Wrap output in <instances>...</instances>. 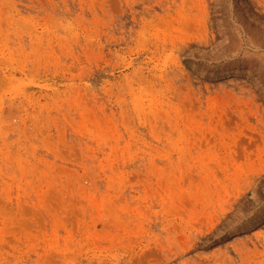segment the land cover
Here are the masks:
<instances>
[{
  "label": "rangeland",
  "instance_id": "374dc122",
  "mask_svg": "<svg viewBox=\"0 0 264 264\" xmlns=\"http://www.w3.org/2000/svg\"><path fill=\"white\" fill-rule=\"evenodd\" d=\"M264 0H0V264H264Z\"/></svg>",
  "mask_w": 264,
  "mask_h": 264
},
{
  "label": "snow or ice",
  "instance_id": "6c2138e0",
  "mask_svg": "<svg viewBox=\"0 0 264 264\" xmlns=\"http://www.w3.org/2000/svg\"><path fill=\"white\" fill-rule=\"evenodd\" d=\"M261 200L264 201V195L261 196Z\"/></svg>",
  "mask_w": 264,
  "mask_h": 264
}]
</instances>
